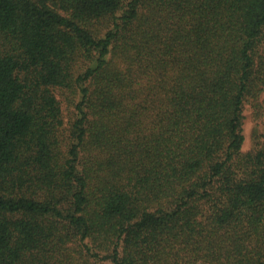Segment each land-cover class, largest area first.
Here are the masks:
<instances>
[{
	"label": "trees",
	"instance_id": "trees-1",
	"mask_svg": "<svg viewBox=\"0 0 264 264\" xmlns=\"http://www.w3.org/2000/svg\"><path fill=\"white\" fill-rule=\"evenodd\" d=\"M247 104L264 0H0V264H264Z\"/></svg>",
	"mask_w": 264,
	"mask_h": 264
},
{
	"label": "rangeland",
	"instance_id": "rangeland-1",
	"mask_svg": "<svg viewBox=\"0 0 264 264\" xmlns=\"http://www.w3.org/2000/svg\"><path fill=\"white\" fill-rule=\"evenodd\" d=\"M56 95L61 102L65 129L68 130L76 117L75 108L67 102V94L63 95L59 92H56ZM243 131L245 136L243 152H254L263 140L262 136H264V118L255 113V110L251 104H247L244 108Z\"/></svg>",
	"mask_w": 264,
	"mask_h": 264
}]
</instances>
